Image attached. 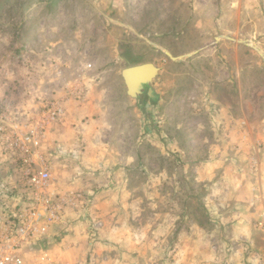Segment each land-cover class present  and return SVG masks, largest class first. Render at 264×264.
Returning <instances> with one entry per match:
<instances>
[{"label":"rangeland","instance_id":"rangeland-1","mask_svg":"<svg viewBox=\"0 0 264 264\" xmlns=\"http://www.w3.org/2000/svg\"><path fill=\"white\" fill-rule=\"evenodd\" d=\"M150 42L174 56L198 52L174 61ZM256 47L264 54V0H0V111L34 118L81 76L88 95H102L101 139L119 144L109 149L118 159L136 160L129 186L142 209L129 231L145 240L101 238L100 230L90 244L86 230L74 255L56 233L43 248L63 264H264L263 199L249 189L264 179V57ZM138 61L161 67L159 110L140 102L152 82L137 97L127 92L122 70ZM151 115L174 148L143 137L134 147ZM230 173L240 179H224ZM59 175L54 168L55 185L69 182ZM98 201L89 215L103 228L107 204Z\"/></svg>","mask_w":264,"mask_h":264},{"label":"crops","instance_id":"crops-1","mask_svg":"<svg viewBox=\"0 0 264 264\" xmlns=\"http://www.w3.org/2000/svg\"><path fill=\"white\" fill-rule=\"evenodd\" d=\"M158 75L151 83L150 96L158 94V89L153 84V82L159 80ZM83 83L85 82L83 81ZM152 91L154 94L151 93ZM87 93L88 89L84 100L70 98L65 102L66 110L63 119L46 131L44 144L40 148V155L47 160L51 173L55 168V170L62 172V175H59L60 180H69V182L59 183V187L51 180L53 190L60 194L70 191H82L85 195L84 203L77 201L74 206L66 208L65 220L52 225L50 230L53 231L45 239V242H47V240H50L51 234L55 233L64 236L63 241L68 246L66 251L73 255L77 249L76 241L85 236L86 230L88 231L86 238L88 236L87 239L90 244L98 238L93 239L89 230L90 223L98 221V219L94 216L92 219L85 217L84 212L86 210H89V213L90 211L93 212L94 204L96 203L99 206L101 203L98 201L99 199L102 200L103 205L107 204L104 207L105 226L99 229V231L101 230L99 233L101 238H113L115 234H120L118 236H121V241L130 244L141 243L140 241L146 238L129 231L132 225L131 220L135 222L139 220L138 216L142 209L141 203H139V206L136 201L134 190L129 186L132 173H134L136 168L135 156L124 157V160L118 159V152L109 150L119 147V144L111 141L106 143L101 139L104 128H106V126L102 127V122L100 123L98 120L100 117L98 116L99 112H101L99 103H101L102 95H88ZM63 94L61 93L54 99L61 98ZM158 97L159 102L162 96ZM154 106H152L154 109L159 107L157 103ZM25 108L23 105L22 109L24 110ZM9 117L11 122L7 121L8 124H13L12 120L17 122L25 121V119H18L15 114L13 116L9 115ZM151 118L152 123L150 125H140L139 140L133 143L134 147L143 143V137L144 139L147 138V141L155 147L166 150H170L171 147L174 148L176 143L161 128L159 116L151 115ZM52 128H55L53 137L50 136ZM1 149L2 146L0 145V183L4 180L18 181L23 172L24 153L17 150H5V152ZM133 162L135 163L133 164ZM4 165L8 168L6 171H4ZM230 174H232L230 177L226 176L224 179H240L237 174ZM261 181V183L255 181V185L250 186L249 189H254L255 193L257 192V194L262 196L264 205V179ZM212 211L217 210L212 208ZM219 215L214 212L211 217L221 229L223 221ZM127 218L129 219L128 221L126 220ZM246 237L249 236L246 235Z\"/></svg>","mask_w":264,"mask_h":264},{"label":"built area","instance_id":"built-area-1","mask_svg":"<svg viewBox=\"0 0 264 264\" xmlns=\"http://www.w3.org/2000/svg\"><path fill=\"white\" fill-rule=\"evenodd\" d=\"M86 92L87 87L78 76L65 84L61 98L49 100L34 118L8 124L11 118L0 111L2 149L25 155L21 180L12 187L0 183V264H63L43 248L45 239L52 225L65 220L66 208L77 201L84 203L85 195L82 191L60 194L53 190L50 166L40 155V148L46 131L63 119L65 102L70 98L84 100ZM84 214L90 218L89 210ZM101 227V221L90 223L93 239ZM38 242L43 246L29 249Z\"/></svg>","mask_w":264,"mask_h":264},{"label":"water","instance_id":"water-1","mask_svg":"<svg viewBox=\"0 0 264 264\" xmlns=\"http://www.w3.org/2000/svg\"><path fill=\"white\" fill-rule=\"evenodd\" d=\"M94 6L97 8V10L104 15L105 17H108L103 11H101L98 6L97 2L94 3ZM120 25L127 26L130 29H132L136 34L139 35L131 26L125 25L122 22H117ZM141 36V35H139ZM143 37V36H141ZM144 39L148 40L147 38L143 37ZM152 46H154L157 49L162 50L166 55H168L172 60L177 61L181 60L187 57L193 56L196 52H190L181 56H174L172 52L162 46H160L157 43L150 42ZM257 50H259L256 47ZM260 51V50H259ZM262 56L264 57V54L260 51ZM160 67L156 65L154 62H144L140 64L130 65L125 67L122 70V76L124 78L125 84L127 86V92L132 97H137L140 95L143 91V86L146 84H150L159 74Z\"/></svg>","mask_w":264,"mask_h":264},{"label":"trees","instance_id":"trees-1","mask_svg":"<svg viewBox=\"0 0 264 264\" xmlns=\"http://www.w3.org/2000/svg\"><path fill=\"white\" fill-rule=\"evenodd\" d=\"M56 2V1H55ZM22 46H19V47H17V48H15V52H20L21 50H22ZM167 61L168 62H170V60L169 59H167ZM142 61H138V62H133V63H141ZM130 65H132V63H129V64H127L126 66H130ZM148 85H144L143 86V89H145L146 87H147ZM158 94H155L154 96H150L149 94H147V95H140L141 97H140V102H141V104L144 106V107H146V106H154L156 103H158V96H157ZM18 183V181H13V185H16ZM41 246H43L41 243H33V244H31L30 246H29V249H32V248H39V247H41Z\"/></svg>","mask_w":264,"mask_h":264}]
</instances>
